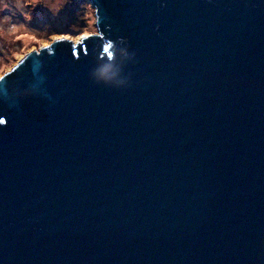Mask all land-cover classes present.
Instances as JSON below:
<instances>
[{
  "label": "water",
  "instance_id": "water-1",
  "mask_svg": "<svg viewBox=\"0 0 264 264\" xmlns=\"http://www.w3.org/2000/svg\"><path fill=\"white\" fill-rule=\"evenodd\" d=\"M89 1L1 76L0 264H264V0Z\"/></svg>",
  "mask_w": 264,
  "mask_h": 264
},
{
  "label": "rangeland",
  "instance_id": "rangeland-1",
  "mask_svg": "<svg viewBox=\"0 0 264 264\" xmlns=\"http://www.w3.org/2000/svg\"><path fill=\"white\" fill-rule=\"evenodd\" d=\"M89 0H0V77L56 37L98 33Z\"/></svg>",
  "mask_w": 264,
  "mask_h": 264
},
{
  "label": "clouds",
  "instance_id": "clouds-1",
  "mask_svg": "<svg viewBox=\"0 0 264 264\" xmlns=\"http://www.w3.org/2000/svg\"><path fill=\"white\" fill-rule=\"evenodd\" d=\"M101 79H105V80H108V79H110L109 77H107V76H105L104 74H103V72L101 73Z\"/></svg>",
  "mask_w": 264,
  "mask_h": 264
},
{
  "label": "snow or ice",
  "instance_id": "snow-or-ice-1",
  "mask_svg": "<svg viewBox=\"0 0 264 264\" xmlns=\"http://www.w3.org/2000/svg\"><path fill=\"white\" fill-rule=\"evenodd\" d=\"M57 39H63V37H58ZM44 47L49 48V47H51V45H45ZM0 79H3V77H0Z\"/></svg>",
  "mask_w": 264,
  "mask_h": 264
},
{
  "label": "bare ground",
  "instance_id": "bare-ground-1",
  "mask_svg": "<svg viewBox=\"0 0 264 264\" xmlns=\"http://www.w3.org/2000/svg\"><path fill=\"white\" fill-rule=\"evenodd\" d=\"M81 37H82V36H80L78 39H80ZM57 38H58V37H56V38H54V39H57ZM54 39H53V40H54Z\"/></svg>",
  "mask_w": 264,
  "mask_h": 264
}]
</instances>
